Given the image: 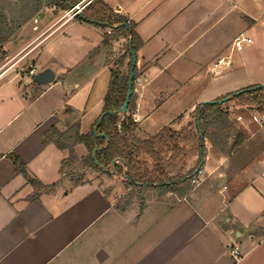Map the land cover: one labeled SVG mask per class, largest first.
Listing matches in <instances>:
<instances>
[{"label": "crops", "instance_id": "obj_1", "mask_svg": "<svg viewBox=\"0 0 264 264\" xmlns=\"http://www.w3.org/2000/svg\"><path fill=\"white\" fill-rule=\"evenodd\" d=\"M102 1L133 22L143 42L137 52L132 111L137 138L155 137L165 127L181 131L200 104L264 85L233 55L237 36L253 43L252 33L264 35V0ZM65 18L56 20V29L76 17L63 22ZM80 23L90 33L93 50L78 77L61 73L63 88L66 84L71 89H20L17 81L26 69L18 68L21 61L0 70V264H264V159L243 170L242 187L235 180L233 188L240 190L231 198L227 159L207 145L199 166L205 169V180L170 207L159 202L127 205L123 186L106 173L110 178L104 182L62 181L69 152L45 143V134L52 127L66 131L76 122L82 134L89 133L111 80L109 50L103 44L110 27ZM49 34H31L11 57L27 47L24 61ZM11 46L6 45L7 52ZM221 58L225 61L218 64ZM30 63L34 73L27 76L32 81L38 71ZM226 71L242 79L228 88L216 85ZM167 108L169 116L156 118ZM82 147H75L77 154ZM11 154L25 163L31 177L53 187L31 199L34 188L17 171ZM198 159V153L185 158L180 175ZM234 246L243 254L241 261L232 256Z\"/></svg>", "mask_w": 264, "mask_h": 264}, {"label": "trees", "instance_id": "obj_2", "mask_svg": "<svg viewBox=\"0 0 264 264\" xmlns=\"http://www.w3.org/2000/svg\"><path fill=\"white\" fill-rule=\"evenodd\" d=\"M46 1L56 10H69L81 0ZM76 18L112 28L115 36L106 33L103 38V44L108 48L112 47L111 44L114 39L119 37L128 39L127 52L117 60V63L123 67L128 57L129 70L124 75L111 68V80L104 99L103 110L89 133H80V123L76 122L66 131H60L58 128L52 127L45 134V143H55L59 148L69 152L61 171L64 173L65 165H71L79 161L75 147L78 144H83L88 151V154L80 159L84 166L108 175L120 176L128 187H161L167 191H172L171 188L175 186L183 187L191 180L202 163L205 140L211 139L214 141L216 137V134L212 133L211 130L215 129L219 132L229 126L230 113L227 107H224L227 102L221 105L205 104L203 108H201L203 103L200 104L194 111L195 120L189 124L186 134L165 127L155 137L134 140L138 128L132 114L135 107L134 86L128 110L125 113L121 112L128 93L132 71L134 82L137 78V66L133 68L132 53L137 56V52L143 44L134 31V23L114 12L102 0L91 2L83 13L77 15ZM11 34L10 28L0 25V46ZM227 96H231V100H239L242 105L247 104L252 112L264 114V88L243 92L239 96H234V93H231L224 97ZM251 106H255L252 107L254 109ZM99 120L100 123L98 124ZM95 129L96 134L94 133ZM246 139V133L243 130H238L228 151L229 155L234 154L235 161L239 163L240 171L245 170L254 163L256 154L259 151L264 153V142H248L245 144ZM164 147L173 152L172 158L186 157L189 154L198 153L199 159L193 168L182 175L170 176L167 171V164L165 165L161 155ZM141 154H145L146 157L140 158ZM9 157L15 164L17 171L22 173L33 186L34 193L31 195V199L38 198L41 192L53 187V185H44L41 181L31 177L25 163L17 155L11 154ZM261 159H264V155L257 160ZM227 181L230 196L233 198L240 189L233 188L234 179L228 177ZM191 189L192 187H188V191Z\"/></svg>", "mask_w": 264, "mask_h": 264}, {"label": "rangeland", "instance_id": "obj_3", "mask_svg": "<svg viewBox=\"0 0 264 264\" xmlns=\"http://www.w3.org/2000/svg\"><path fill=\"white\" fill-rule=\"evenodd\" d=\"M66 12L59 13V9L57 12H55V8H53L46 0H0V25L3 27H8L12 31V34L8 37L4 44L0 46V70L6 72L14 66V63L21 61V65L18 66V68L26 67V69L23 70V74L19 76L20 79L17 81V83L22 84L20 89H49L50 85H53L50 89H71V87L66 84L63 88V84L60 82L61 73L65 71L64 76H66L69 71L70 74L76 75L78 77V75L87 69L89 65V57L86 54L93 50L92 41L87 39V35L90 33H88L89 31H87V29L82 26L80 23L82 20L79 21L78 18L73 19L69 24H62V26L56 29L55 22L57 19H61L65 16L66 18L63 20L64 22L67 18H69V16L66 15ZM21 17L22 19H20ZM105 30L109 31L110 34L115 36L112 28ZM50 32L51 34H49ZM45 33H48L49 35L31 50L33 53L24 61L23 51L27 47H25L15 57H11L16 48H21L23 44L30 40L31 34L33 36L38 35L40 38V35ZM251 36L253 38V43L248 46V49H246L247 45L243 47V50L242 48L241 50L237 48L236 53L234 52L233 54L235 56L234 59L237 61L240 60V62L245 61L249 65L248 69L250 73L255 75L257 78L264 79V35L256 37L252 33ZM113 41L114 42L111 44L112 47L107 48L109 50L108 63L111 68L116 69L121 74L126 75L129 70L127 64L129 58H126L125 65L123 67L119 66L117 60L127 52V39L125 37H119ZM7 44L12 45L8 52L6 51ZM17 44L21 45L18 46ZM241 53L243 54L241 55ZM30 62L35 64L36 70L38 72L46 69V66H48L47 68L52 69L56 74L57 83L52 82L42 86L32 83L30 78L27 76L28 72L31 70ZM18 68L16 67L10 74H8V77L6 76V78L8 79L13 74H15ZM241 79L242 78H237L231 73L227 74L226 71L224 75L218 78L216 85L222 86L223 88H228L237 80ZM1 82L2 81H0V83ZM5 89L14 88L11 86L5 87ZM231 99L226 104H224V107H227L230 113L229 126L225 128V130L219 132L215 129L211 130L212 133L216 134V137L214 141L211 139H206L205 147L208 145L213 153L226 157L227 160L225 162L224 170L227 173V177L237 180V185L242 186L241 181H243V178L241 177V173L243 170H239V163L235 161L234 154L229 155L228 151L230 150L235 134L238 130H243L244 133H246L247 139L245 144L248 142H264V127H259L249 121V115H251L252 111L250 108H245V105L247 106V104L242 105L239 100ZM252 107L255 106H251V108ZM170 113L172 112L169 108H167L166 110L157 112L156 118L160 116L165 118L169 116ZM239 115L244 117V123H241L237 120ZM194 120L195 115L192 113L191 123H193ZM188 128L189 127L186 126L181 130V132L186 134ZM137 139L140 138L134 137V140ZM167 149V147H164L161 154L163 162L165 165L167 164V171L173 172L175 176L180 175L182 170L180 168L181 165L185 164V158L191 156L192 154H189L186 157L172 158L173 152H170ZM87 154L88 151L86 148H80L77 154L79 161L71 165H65L62 181H69L71 184L93 182L98 180L104 182L105 180H108L107 178L112 176L111 178L115 182L121 184L124 188V194L121 196L122 199L127 200V205L135 203V207L137 208H139L140 203L147 205L148 203L156 202L162 203L164 205L163 207H170L171 205L178 203L180 199L190 196L195 187L198 186L193 184L190 180L183 187H172V191H167L161 187H128L125 184L123 178L120 176L110 175L109 177L107 176L108 174L105 175V173L84 166L80 162V159ZM263 155V151H259L258 154H256V160L251 165H254L260 161L257 159L263 157ZM144 157H146L145 154L140 155V158ZM188 187H192V189L188 191Z\"/></svg>", "mask_w": 264, "mask_h": 264}, {"label": "built area", "instance_id": "obj_4", "mask_svg": "<svg viewBox=\"0 0 264 264\" xmlns=\"http://www.w3.org/2000/svg\"><path fill=\"white\" fill-rule=\"evenodd\" d=\"M92 0H82L81 2H79L78 4L74 5L72 8H70V10L67 11L66 15L69 16V18H74L79 14H82V11L86 8V6L88 4L91 3ZM114 12H119V9L116 8L114 9ZM252 43V39L244 36L243 34L237 36L234 39L233 45L235 48H243L246 44H250ZM225 59L221 58L218 62L222 63L224 62ZM217 65V64H216ZM31 73H34V69L31 68L30 70ZM238 121H243L244 117L242 115H239L237 117ZM250 120L255 123L256 125H258L259 127H264V114L258 113V112H252L250 115ZM205 180V169L204 167H199L193 177L191 178V182L195 185H199L201 184L203 181ZM232 256L236 261H241L243 259V254L240 251V248L238 246H234L232 249Z\"/></svg>", "mask_w": 264, "mask_h": 264}, {"label": "water", "instance_id": "obj_5", "mask_svg": "<svg viewBox=\"0 0 264 264\" xmlns=\"http://www.w3.org/2000/svg\"><path fill=\"white\" fill-rule=\"evenodd\" d=\"M132 60H133V68H134L135 66H137V56L135 54H133V53H132ZM32 81L34 83H36V84H39V85L50 84V83L55 81V72L52 69H50V68H46L43 71H40L37 74L33 75L32 76ZM133 86H134V74H133V71H132L131 74H130V81H129V87H128V93H127V96H126V100H125L124 105H123V107L121 109L122 113H125L128 110V106H129L131 97L133 95ZM260 88H264V85H257V86L249 87V88H246V89H243V90H239V91L234 93V96H239L243 92L254 91V90H258ZM230 99H231V96H227V97H224V98L218 99V100L206 101V102L203 103L201 108H203V106L205 104H218V105H221V104H224V103L228 102ZM99 123H100V120H99L98 124ZM94 133L95 134L97 133L96 129L94 130ZM103 136H105V135H103Z\"/></svg>", "mask_w": 264, "mask_h": 264}]
</instances>
